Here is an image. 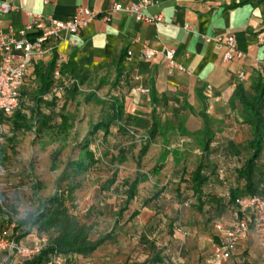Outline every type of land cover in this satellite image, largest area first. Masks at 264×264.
Segmentation results:
<instances>
[{"label": "rangeland", "instance_id": "1", "mask_svg": "<svg viewBox=\"0 0 264 264\" xmlns=\"http://www.w3.org/2000/svg\"><path fill=\"white\" fill-rule=\"evenodd\" d=\"M101 86L85 89L77 86L74 94L67 93V89L59 86L56 108L50 114H45L48 116V126L41 128L43 115L33 108L27 116L31 128H24L0 142V168L3 170L0 171V194L7 204L17 208L16 217L23 218L37 210L40 199L52 195L69 181L77 182L79 187L75 203L70 205L68 202V206L81 222L93 225L90 239L111 230L113 239L106 243L113 244L116 242L114 232L119 229L125 240L127 235L129 239L139 235L138 243L146 244L150 241L148 236H152L156 228L144 226L143 223L140 228H137L140 223L129 226L124 215L130 214L133 207L135 210L139 208L141 216L149 211L151 216L160 214V223L164 220L167 225L169 220L182 214L185 208L195 210L193 207L196 200L191 191L190 172L201 157V116L206 104H202L193 94L165 95V100L157 108L160 135L150 143L147 153L137 166L136 156L144 144L149 125V100L144 98L139 103L141 98L129 94L131 91L126 88L125 111L134 117L133 125L123 129L112 125L108 134L100 130L90 135L91 126L107 118L111 98L105 88L100 89ZM210 100L221 104L216 111L210 110L209 102L206 105L211 117L208 124L214 133L209 161L215 171L203 191L208 196L220 197L225 203L227 188L240 185L235 170L250 154L249 132L235 114L233 106L226 104L221 93L213 94ZM179 118L181 122H178ZM5 125L10 132L8 124ZM85 141L89 147L82 150L80 145ZM87 150L94 159L86 169H80L75 161L78 157L81 159ZM121 150L125 157L119 162L116 156ZM158 162L162 165L154 171L152 168ZM257 175L264 178V149L257 163ZM111 178L114 183L102 191L104 182ZM136 178H139V183L131 205L118 216L119 221L114 222L117 219L116 212L125 199V191ZM8 185L11 189L7 191ZM144 198L149 201L143 211L140 203ZM187 199H191L193 204L182 205ZM217 220L229 224L230 208ZM159 233L155 232V236ZM84 263L96 262L93 256L87 260H75V264Z\"/></svg>", "mask_w": 264, "mask_h": 264}, {"label": "crops", "instance_id": "2", "mask_svg": "<svg viewBox=\"0 0 264 264\" xmlns=\"http://www.w3.org/2000/svg\"><path fill=\"white\" fill-rule=\"evenodd\" d=\"M115 1L0 0V3L7 2L14 7L9 12L0 13V27L3 30L9 25L20 28L26 22L29 12L58 20L70 18L80 6L101 13L109 10ZM155 1L158 2L157 6L150 7L147 13L162 15L163 21L157 24L138 22L132 16L119 12L112 13L110 19L104 21L100 14V17L86 25L78 34H66L64 40L57 43L55 51L58 58L62 63L69 62L68 69L71 71L69 76L78 80V88L85 89L101 84L100 89L105 88L109 95L112 91L118 92L123 100L125 114L126 88L131 91L129 94L141 98L139 103L148 98L150 110L152 108L150 94L161 103L163 101L161 98L168 93H184L197 96L202 104L207 105L209 102L210 110L216 111L220 109L221 103L210 100L213 94L221 93L230 107L228 99L238 82L248 89L252 79L260 77L264 80V0ZM184 25L190 26L193 32L184 29ZM216 34H233L237 47L245 54L244 58L239 61H223V48L215 43L206 42L202 37ZM144 44L158 50L173 47L176 51V61L182 64L186 71L182 72L175 68L169 73L165 58L161 54L151 61L144 60L141 56ZM127 50L132 52L130 57L127 56ZM122 55L123 78L117 90H112L117 63ZM51 58L52 56L36 58L34 67L25 80L22 94L26 100L21 103L19 109L27 116L36 108L42 117L48 120L45 114H50L56 108L57 91L52 90L54 79L49 91L41 96L43 102L39 107L33 99L39 88L35 79V66L37 64L44 66ZM240 71L245 75L242 81L237 77ZM138 85L148 87L150 93L146 95L137 92L135 88ZM208 85L210 89H207ZM69 89H67L69 94L77 91V88L74 91H68ZM51 100L54 102L52 108L45 103ZM206 105L204 111L208 124L211 117ZM132 200L123 213L129 209ZM141 203L140 207L144 211L145 206ZM134 211L138 213L132 216ZM141 214L139 208L135 210L133 207L130 214L124 217L129 221V226L140 223L137 226L140 228L143 223L144 226L156 228L154 234L148 236L150 241L146 244L138 243L139 235H134L130 239L127 235L125 240L124 234L118 229L114 232L116 242L113 244L105 242L90 255L95 259L94 264H164L170 256H176L181 263L206 264L205 260L217 240L213 223L206 221V215L185 208L182 214L175 216L165 225L164 220L160 223L162 219L160 214L151 216L150 211L144 212L142 216ZM116 215L117 219L114 222L119 221L117 212ZM158 231L161 233L155 236V232ZM113 236L112 233L111 239ZM83 259L87 260L89 257ZM211 264H264V234L249 230L240 238L228 260L215 261Z\"/></svg>", "mask_w": 264, "mask_h": 264}, {"label": "trees", "instance_id": "3", "mask_svg": "<svg viewBox=\"0 0 264 264\" xmlns=\"http://www.w3.org/2000/svg\"><path fill=\"white\" fill-rule=\"evenodd\" d=\"M122 57L123 55L117 63L115 78L111 85L112 90H117L123 78L124 72L121 67ZM57 59L58 55L54 49L52 58L46 65L37 64L35 66V79L38 81L39 88L33 99L37 107L43 102L41 96L49 91L53 83V71ZM68 68L70 69L69 62H61L60 74L62 77L66 78L71 75V71ZM76 88V85L73 84L68 91H74ZM109 96L111 98L108 104L109 114L106 119L91 126L89 131L90 135L100 130L103 131V134H108L112 125H116L118 129L129 128L135 122L133 116L125 114L123 100L119 93L112 91ZM165 97L164 95L161 99L165 100ZM150 102L152 108L149 113L147 135L144 144L136 156L137 166L140 165L143 156L147 153L150 143L160 135L159 117L157 114V106L160 100L153 94H150ZM45 103L52 108L54 102L51 100ZM228 103L230 107L233 106L235 114L247 126L249 132L248 146L250 148V154L243 160L240 167L235 170L236 177L241 181L240 185L236 184L235 186H229L227 188V200L225 203L220 197L214 195L208 196L203 191L210 175L215 171L214 166L209 161L210 144L213 141L214 133L206 122L207 114L205 111L201 116L204 121L201 130V157L195 168L190 172L191 191L196 200L194 202V208L199 213L206 215V221H211L213 224L219 221L217 217L228 207L232 212L236 200L239 197L264 195V178L257 175V163L264 149V80L260 77L252 79L248 89H245L244 85L238 82L233 88ZM0 119H2L4 124H8L11 130L10 132L12 133L10 137L24 128H31L26 113L20 109H17L7 116L0 113ZM179 119L178 122H181V118ZM34 120L36 121L37 119ZM40 126L41 128L48 126V120L42 118L40 120ZM80 147L82 150H85L89 147V144L85 141ZM124 157V151L121 150L118 152L116 159L122 162ZM93 159L92 153L87 150L85 155L81 156V159L79 157L77 158L75 164L80 169H86L88 164L92 163ZM161 165L162 163L158 162L152 169L157 171ZM113 183V178L106 180L102 186V191L107 190ZM138 183L139 178H136L128 185L123 204L117 211L119 216L128 208L130 200L134 198ZM78 187L79 184L77 182L69 181L63 188L57 190L52 195L40 199L37 210L26 214L23 218H17V208L11 204H7V202L3 208L0 207V228H6L10 222L15 221L14 232L18 238L32 232L37 235H46L48 238L47 245L44 249L35 256L24 259L20 264H44L53 254L61 260L62 264H75L76 258L89 257L100 245L112 238V233L108 231L93 240L90 239L93 225L81 222L70 211L68 202L70 205L75 203V194ZM187 200H190L188 204H193L191 199ZM148 201L147 198L144 199L141 205L146 206ZM188 204L182 205L186 206ZM137 213V211H134L131 215L135 216Z\"/></svg>", "mask_w": 264, "mask_h": 264}, {"label": "built area", "instance_id": "4", "mask_svg": "<svg viewBox=\"0 0 264 264\" xmlns=\"http://www.w3.org/2000/svg\"><path fill=\"white\" fill-rule=\"evenodd\" d=\"M155 0H116L109 10L96 12L90 8L80 6L74 14L66 20H58L52 17H44L38 13H27V20L20 28L9 25L5 30L0 27V113L4 116L19 109L25 101L22 88L28 74L32 71L35 59L43 56H52L57 43L64 40L66 34L76 35L94 19L100 17L108 21L114 12L124 13L132 16L136 21L146 24H157L163 21L161 14L147 13L150 7L157 6ZM14 9L9 3H0V13L9 12ZM184 29L193 32L188 25ZM206 42L215 43L223 48L222 60L225 62L239 61L245 56L244 52L237 47L233 34H216L202 36ZM175 49L164 47L155 49L146 44L141 48V56L146 61L153 60L157 55L164 56L167 71L178 69L185 72L186 69L175 59ZM132 52L127 50V56ZM60 58L55 63L53 71V91L58 87L68 89L73 84L78 85V80L69 76L63 79L60 74ZM240 81L244 80L243 71L238 72ZM136 91L143 94L149 93L148 87L136 86ZM210 89V86H207ZM50 94V93H49ZM217 99V98H216ZM6 125L0 119V142L11 136ZM0 171H3L0 168ZM11 185V183H9ZM8 185V189H11ZM187 200L184 204H188ZM6 200L0 194V207H4ZM15 221L9 223L6 228H0V264H20L24 259H29L45 248L48 242L46 235L28 234L18 238L15 235ZM216 234V242L212 252L206 258V264L215 261H226L231 257L240 238L244 237L249 230L258 234H264V195H253L239 197L231 212V222L225 224L217 221L213 224ZM44 264H62L55 254L49 257ZM90 264V263H89ZM94 264V263H93ZM164 264H191L181 263L176 256L170 258Z\"/></svg>", "mask_w": 264, "mask_h": 264}]
</instances>
